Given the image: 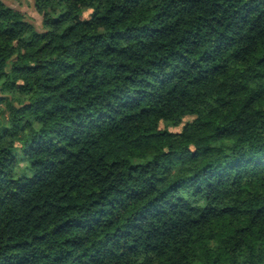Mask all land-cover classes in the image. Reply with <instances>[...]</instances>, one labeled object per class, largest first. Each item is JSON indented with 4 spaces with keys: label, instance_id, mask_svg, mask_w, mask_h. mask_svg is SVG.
I'll return each mask as SVG.
<instances>
[{
    "label": "trees",
    "instance_id": "obj_1",
    "mask_svg": "<svg viewBox=\"0 0 264 264\" xmlns=\"http://www.w3.org/2000/svg\"><path fill=\"white\" fill-rule=\"evenodd\" d=\"M34 1L0 0V264H264V0Z\"/></svg>",
    "mask_w": 264,
    "mask_h": 264
},
{
    "label": "rangeland",
    "instance_id": "obj_2",
    "mask_svg": "<svg viewBox=\"0 0 264 264\" xmlns=\"http://www.w3.org/2000/svg\"><path fill=\"white\" fill-rule=\"evenodd\" d=\"M6 5L14 8L19 9L22 12H24L31 21L35 24V26L38 28L39 31L42 30V24H41V16L37 13L35 10V1L34 0H2ZM91 11L85 10L83 13V18L86 19L90 16ZM182 126L176 127V128H169L171 132H180ZM24 164L21 163L19 166H17V172L22 173Z\"/></svg>",
    "mask_w": 264,
    "mask_h": 264
}]
</instances>
